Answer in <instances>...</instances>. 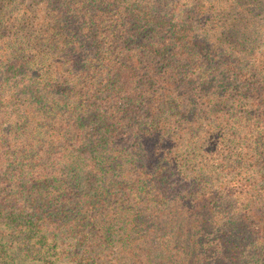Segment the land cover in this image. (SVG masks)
<instances>
[{
  "label": "trees",
  "instance_id": "1",
  "mask_svg": "<svg viewBox=\"0 0 264 264\" xmlns=\"http://www.w3.org/2000/svg\"><path fill=\"white\" fill-rule=\"evenodd\" d=\"M252 0H0V264H264Z\"/></svg>",
  "mask_w": 264,
  "mask_h": 264
},
{
  "label": "rangeland",
  "instance_id": "2",
  "mask_svg": "<svg viewBox=\"0 0 264 264\" xmlns=\"http://www.w3.org/2000/svg\"><path fill=\"white\" fill-rule=\"evenodd\" d=\"M213 0H208L212 2ZM251 8L252 13L256 20V28L253 33L250 34L254 40V46L258 52L264 51V0H252Z\"/></svg>",
  "mask_w": 264,
  "mask_h": 264
}]
</instances>
